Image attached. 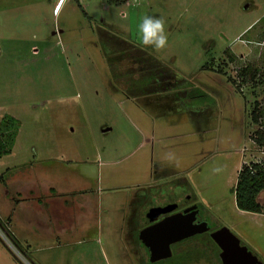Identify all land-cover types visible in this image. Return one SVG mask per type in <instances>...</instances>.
I'll use <instances>...</instances> for the list:
<instances>
[{
    "label": "rangeland",
    "instance_id": "rangeland-1",
    "mask_svg": "<svg viewBox=\"0 0 264 264\" xmlns=\"http://www.w3.org/2000/svg\"><path fill=\"white\" fill-rule=\"evenodd\" d=\"M128 2L122 18L106 0H0V119L20 122L0 157V264H221L208 233L156 262L135 239L149 208L190 202L264 264V192L261 213L233 193L242 164L264 163L251 138L255 103L264 123V0ZM146 15L164 18L165 48L140 43ZM140 56L157 73L139 74ZM247 64L259 72L238 91L228 78ZM128 86L172 104L150 110Z\"/></svg>",
    "mask_w": 264,
    "mask_h": 264
},
{
    "label": "water",
    "instance_id": "water-1",
    "mask_svg": "<svg viewBox=\"0 0 264 264\" xmlns=\"http://www.w3.org/2000/svg\"><path fill=\"white\" fill-rule=\"evenodd\" d=\"M176 207L175 203L153 206L146 212V221L152 222ZM197 214L198 209L193 204L142 228L138 232V239L147 248L149 260L155 262L166 259L172 255V244L208 231L205 221L195 222ZM209 236L220 250L221 264H263L227 227L215 229Z\"/></svg>",
    "mask_w": 264,
    "mask_h": 264
},
{
    "label": "trees",
    "instance_id": "trees-1",
    "mask_svg": "<svg viewBox=\"0 0 264 264\" xmlns=\"http://www.w3.org/2000/svg\"><path fill=\"white\" fill-rule=\"evenodd\" d=\"M109 1H112V0H109ZM122 1L123 0H114L115 3H120ZM227 51L228 50L224 52L227 53ZM228 58L232 60V56L228 55ZM151 60L154 61L156 59L152 57ZM155 62L158 63L157 64L158 66L152 61L148 62L147 64L146 58L141 57V56L140 58L139 57L136 59L133 58V63H139L137 64V67H138L137 69H139L138 70L139 74L142 72L148 71V70H150L151 72L157 73L161 65L158 61H155ZM202 69L215 70L218 73H222L219 67L214 68L212 64L210 63H205L202 66ZM258 72L259 71L257 67H254L251 64H247L238 69L237 76L240 77V81L238 83L235 82V80L230 79V78H228V81H230L231 84L235 86V89L238 90L240 89V85L248 81L249 78H252V80H254L257 77ZM142 75H145V74L142 73ZM139 78H141V82L145 81V78H143L142 76ZM261 117H262V112L258 108L257 103H255L254 108L251 111V120L254 124L257 125V128L253 132L251 138L257 146L263 147L264 146V123L261 121ZM19 126H20L19 120L16 119L12 115L5 114L0 119V157L12 151V148L16 140V136L18 134ZM0 180H3L2 175H0ZM262 192H264V163L257 162V163H250V164H242L238 171L237 181L233 189L236 207L241 211L261 213L263 210V206L258 201V196ZM0 226L1 228H3L1 222H0ZM4 232L6 233V231ZM7 234L9 235L8 232ZM207 238L214 244V246L217 248V251L219 252L220 250L218 246L212 241L209 234H207ZM135 239L138 240L136 235H135ZM217 259L220 261L218 254H217Z\"/></svg>",
    "mask_w": 264,
    "mask_h": 264
},
{
    "label": "crops",
    "instance_id": "crops-1",
    "mask_svg": "<svg viewBox=\"0 0 264 264\" xmlns=\"http://www.w3.org/2000/svg\"><path fill=\"white\" fill-rule=\"evenodd\" d=\"M62 1V0H61ZM77 1H80V0H77ZM107 1V3L108 4H110V5H116V6H123V8H125V9H122V10H120V15H121V17L122 18H125V17H129V16H131V17H133V15L131 14V13H133V11L131 12L130 11V5H126L125 4V2H120V3H115L114 2V0H112V1H109V0H106ZM137 3L138 2H134V3H132V4H136L137 5ZM135 5V6H136ZM121 12H125V15H122L121 14ZM127 17V18H128ZM112 36L111 35H106V34H104V37H103V40H107L108 42H110L111 41V38ZM115 37V36H114ZM108 38H110V39H108ZM129 39V40H128ZM126 41V42H125ZM124 42H125V45L124 46H131L129 49H125L126 51H124V53H128L127 51L128 50H131V49H133V50H131V52H135V50L137 49V48H135V43H134V41H132V38L131 37H128L127 38V40H125ZM108 42H107V44H108ZM127 43H129L128 45H127ZM131 58V57H130ZM130 58H129V60H130ZM160 62V61H159ZM159 79V78H158ZM140 80V79H139ZM139 80H138V82H139ZM176 82V81H175ZM174 82V84H176ZM129 83H132V80L129 82ZM134 84V83H133ZM179 84V83H178ZM177 84V85H178ZM180 86H181V84H179ZM182 87H184V86H182ZM128 89H130V91L132 90V93H134V94H131V95H135L136 96V98L137 99H139V100H141L142 102H144L145 100V102H144V107L146 106L147 108H149L150 110H154L155 112L156 111H158V108H161V106H163L164 104H166L165 106H167V105H171L172 103L170 102V98L168 99V98H165V99H160L159 97H157L156 95H150L151 93H149V95H140V94H142V92H144L145 91V89H141V91H140V93H138L137 91H136V88H129V86H128ZM188 90V89H187ZM178 94H185L183 91H180V89H179V91H178ZM158 96H160V95H158ZM145 98V100H142L141 98ZM181 99V98H180ZM149 100V101H148ZM167 100H169V101H167ZM180 102H181V105H185V103L183 102V101H181L180 100ZM170 109H172V107L171 106H169V110ZM180 109H182L183 110V107L181 106L180 107ZM185 111V110H184ZM51 188H53L54 190H55V193L56 194H59L60 192L55 188V187H53V186H50ZM52 189V190H53ZM29 193H30V195H34L35 194V191L34 192H30V191H28ZM27 192V194L29 195V193ZM73 202V201H72ZM69 203V202H68ZM85 203H87V202H85ZM74 204L75 203H73V205H71V203H70V205H71V207L73 206V207H75L74 206ZM84 204V203H83ZM66 207H70L69 205H66ZM77 207V206H76ZM80 207H84V206H82V205H80Z\"/></svg>",
    "mask_w": 264,
    "mask_h": 264
},
{
    "label": "clouds",
    "instance_id": "clouds-1",
    "mask_svg": "<svg viewBox=\"0 0 264 264\" xmlns=\"http://www.w3.org/2000/svg\"><path fill=\"white\" fill-rule=\"evenodd\" d=\"M137 35L140 43L145 47H152L155 50L167 46L168 35L165 30L163 17L144 16L137 25Z\"/></svg>",
    "mask_w": 264,
    "mask_h": 264
},
{
    "label": "flooded vegetation",
    "instance_id": "flooded-vegetation-1",
    "mask_svg": "<svg viewBox=\"0 0 264 264\" xmlns=\"http://www.w3.org/2000/svg\"><path fill=\"white\" fill-rule=\"evenodd\" d=\"M191 205H193L191 202L190 203H188V204H186L185 206H182V207H179V205H177V207L174 209V210H172L171 212H168V213H165V214H161V215H159L158 216V218L156 219V220H154V221H152V222H147L146 221V212H145V214H144V216H143V219H142V226L141 227H139V230H138V232L142 229V228H144V227H146V226H148L149 224H152L153 222H156V221H158V220H160V219H162L164 216H166V215H169V214H171V213H174V212H178V211H182L184 208H186V207H188V206H191ZM203 220H202V218H200L199 217V215L197 214V218H196V223H199V222H202ZM210 230H208V231H206V232H203V233H208V234H210ZM203 233H200V234H203ZM137 238H138V233H137ZM139 242H140V240H139ZM175 244V243H174ZM173 245V244H172ZM172 245H171V247H172ZM142 246L145 248V254H146V257L148 258V260H149V253H148V251H147V248L142 244ZM219 255V254H218ZM150 261V260H149ZM156 262V261H155Z\"/></svg>",
    "mask_w": 264,
    "mask_h": 264
},
{
    "label": "built area",
    "instance_id": "built-area-1",
    "mask_svg": "<svg viewBox=\"0 0 264 264\" xmlns=\"http://www.w3.org/2000/svg\"><path fill=\"white\" fill-rule=\"evenodd\" d=\"M129 0H123V2H125L126 5H129ZM135 1V0H134ZM122 15H125V12H121Z\"/></svg>",
    "mask_w": 264,
    "mask_h": 264
}]
</instances>
